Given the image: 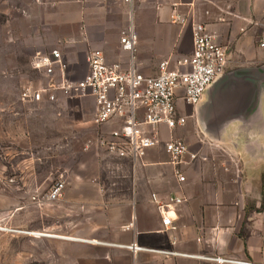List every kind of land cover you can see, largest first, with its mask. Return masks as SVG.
I'll list each match as a JSON object with an SVG mask.
<instances>
[{"label":"crops","instance_id":"0c3cea01","mask_svg":"<svg viewBox=\"0 0 264 264\" xmlns=\"http://www.w3.org/2000/svg\"><path fill=\"white\" fill-rule=\"evenodd\" d=\"M37 1L21 7L29 10ZM46 6L51 8L50 22L70 28L52 50L62 53L71 80H77L71 77L77 55L84 56L83 77L87 74L88 48L105 52L110 63H128V56L116 54L119 36L112 34L110 22L126 25L131 10L140 72L152 67L154 59L177 54L184 58L193 50L191 25L172 24L173 8L164 0H142L133 8L123 0H47ZM181 9L191 12L189 22L205 24L228 49L224 80L189 117V129L163 128L160 144L136 161L103 154L96 179L76 182L78 195L69 192V204L80 206L78 196L88 212L96 213L95 218L89 216L88 230H78L79 238L109 249L107 256L84 264H217L189 256L264 264V0H197ZM144 41L152 44L151 50ZM203 106L206 129L200 123ZM104 126L110 132L117 124ZM173 137L183 138L189 148L180 166L170 162L165 150ZM177 169L184 182L178 180ZM173 195L183 202L169 213L172 224L165 227L153 196L166 202ZM131 223L133 227L124 230ZM134 243L179 255H134L127 249Z\"/></svg>","mask_w":264,"mask_h":264},{"label":"rangeland","instance_id":"374dc122","mask_svg":"<svg viewBox=\"0 0 264 264\" xmlns=\"http://www.w3.org/2000/svg\"><path fill=\"white\" fill-rule=\"evenodd\" d=\"M23 1L0 0V264H84L87 259L107 256L109 249L89 244L95 240L79 238L96 213L88 212L84 202L77 201L78 196L75 200L80 206L69 204L67 194L78 195L76 182L96 179L102 155L112 154L99 144L108 133L107 126L95 123L96 107L91 98L57 92L53 102L22 99L23 87L48 83L34 69L35 57L49 55L56 40L71 32L62 22L48 20L51 8L46 6L47 0H38V6L29 10L21 7L29 3ZM140 1L134 0V6ZM130 12L131 22L126 25L110 22L112 34L119 36L116 54L121 58L129 57L120 39L134 26ZM142 43L152 49L149 42ZM92 50L88 48L87 60ZM181 57L154 59L143 73L158 74L163 62L174 69ZM74 60L71 77L79 80L86 62L80 55ZM179 107L182 114L190 116L191 109L185 103ZM191 123L188 118L183 129H189ZM62 180V197L49 202L48 194ZM82 222L85 225L81 226Z\"/></svg>","mask_w":264,"mask_h":264},{"label":"built area","instance_id":"2783aa9c","mask_svg":"<svg viewBox=\"0 0 264 264\" xmlns=\"http://www.w3.org/2000/svg\"><path fill=\"white\" fill-rule=\"evenodd\" d=\"M173 8L171 23L179 26L191 25L193 50L190 56L181 58L176 68L169 69V62H163L158 74H144L137 68L136 52L138 38L134 26L127 28L120 39L122 50L129 55L128 63H110L104 52L95 49L88 57L87 74L80 80L67 77V64L62 53L54 49L48 54H38L33 67L45 79L46 86L23 87L24 101L40 103L56 100L57 92L68 97L92 98L96 113L94 121L103 126L115 122L117 127L99 141L101 147L120 158L137 160L149 149L157 147L162 138V130L175 131L185 127L190 116H194L209 88L225 75L229 65L228 49L219 43L217 36L209 32L203 23L189 22L191 12L183 7H191L197 0H164ZM172 1V2H171ZM132 8L134 0H126ZM264 48V39L260 45ZM185 103L191 115H184L179 104ZM170 162L182 164L188 154V144L183 138L173 137L165 143ZM176 175L180 182L185 181L179 169ZM65 181L58 182L47 196L49 202L62 197ZM153 200L163 218V225L169 227L172 219L169 213L182 204L183 199L173 195L166 202L156 196ZM133 224L124 227L129 230ZM134 255L147 251L165 256L179 255L166 250H150L131 244L127 246ZM187 256V255H185ZM217 264H254L251 262L225 259L221 257L189 256Z\"/></svg>","mask_w":264,"mask_h":264},{"label":"water","instance_id":"95a60500","mask_svg":"<svg viewBox=\"0 0 264 264\" xmlns=\"http://www.w3.org/2000/svg\"><path fill=\"white\" fill-rule=\"evenodd\" d=\"M224 80V76H222L221 78H219L210 88H209V90L207 91V92H209V91H211L212 90V88L214 87V86H216L218 83H220V82H222ZM207 94V93H206ZM211 103V102H210ZM206 106H203L202 107V111H201V114H202V116H201V125L203 126V128L204 129H206V119H205V110H206V108H205ZM204 116V117H203Z\"/></svg>","mask_w":264,"mask_h":264},{"label":"bare ground","instance_id":"6f19581e","mask_svg":"<svg viewBox=\"0 0 264 264\" xmlns=\"http://www.w3.org/2000/svg\"><path fill=\"white\" fill-rule=\"evenodd\" d=\"M58 237V236H57ZM68 239H70V240H76V241H81V242H88V241H86V240H81V239H74V238H68Z\"/></svg>","mask_w":264,"mask_h":264}]
</instances>
